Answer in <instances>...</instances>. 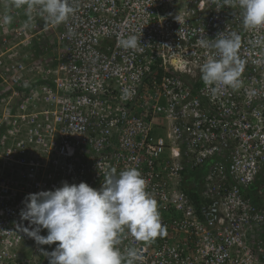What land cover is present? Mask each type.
<instances>
[{"label":"built area","instance_id":"1","mask_svg":"<svg viewBox=\"0 0 264 264\" xmlns=\"http://www.w3.org/2000/svg\"><path fill=\"white\" fill-rule=\"evenodd\" d=\"M4 2L0 264H49L40 249L55 244L22 230L28 193L64 181L99 189L109 166L141 172L165 228L122 238L135 264H264V27L245 29L223 0H73L59 25L26 6L3 24ZM233 31L240 87L214 93L195 65L215 50L197 41ZM130 34L136 50L118 45ZM198 170L197 202L182 183Z\"/></svg>","mask_w":264,"mask_h":264},{"label":"clouds","instance_id":"2","mask_svg":"<svg viewBox=\"0 0 264 264\" xmlns=\"http://www.w3.org/2000/svg\"><path fill=\"white\" fill-rule=\"evenodd\" d=\"M233 3L242 10L245 29L264 27V0H223L224 5ZM25 6L29 19L33 9H38L45 21L54 25L66 22L76 11L73 0H5L2 23L12 22L10 9ZM139 42L136 34L118 39V45L125 50L138 49ZM197 43L215 50L203 63L195 65L204 84L214 86V93L224 87L239 88L243 71V61L237 55L240 34L220 32L214 39L200 37ZM124 91L131 95L129 90ZM103 178L99 189L83 181H64L54 190L28 193L22 201L20 218L28 221L22 230L38 246L55 244L50 252L40 249L49 264H135L137 251L133 247L122 250V238L131 236L148 242L165 234L158 202L147 191L146 180L137 168L128 167L117 174V169L109 166ZM42 229L47 230V235L40 234Z\"/></svg>","mask_w":264,"mask_h":264},{"label":"trees","instance_id":"3","mask_svg":"<svg viewBox=\"0 0 264 264\" xmlns=\"http://www.w3.org/2000/svg\"><path fill=\"white\" fill-rule=\"evenodd\" d=\"M202 171H194L185 174V180L182 183L183 189L198 202V182L200 181Z\"/></svg>","mask_w":264,"mask_h":264}]
</instances>
